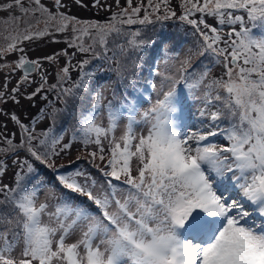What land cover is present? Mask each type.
I'll list each match as a JSON object with an SVG mask.
<instances>
[{"label": "snow or ice", "instance_id": "6c2138e0", "mask_svg": "<svg viewBox=\"0 0 264 264\" xmlns=\"http://www.w3.org/2000/svg\"><path fill=\"white\" fill-rule=\"evenodd\" d=\"M115 2L119 8L120 0ZM132 4L126 0V7L104 24L67 15L61 11L63 0H53L55 11L42 0H11L0 6V11L21 13L0 21V36L6 41L0 59L19 53L14 64L6 61L0 68L12 74L23 70L11 93L7 84L0 91V103H19V84L33 82L30 76L41 69L39 60L26 57L23 43L58 34L71 32L65 42L91 59L116 61L112 70L123 78L125 65L116 58L125 53V45H119L117 53L109 39L125 36L128 49L142 51L146 41L141 32H129L125 26L176 16L170 0ZM94 6H101L100 0ZM180 7V21L201 38L195 55L213 57L223 67L220 77L210 76L211 67L194 68L190 53L175 63L166 61L163 72L157 69L160 80L151 84L156 92L151 103L142 95L125 97L120 106L109 101L104 109L102 88L90 83L97 74L87 67L90 60H69L57 72L56 83L49 85L42 74L27 99L47 89L65 103L68 97L80 100L87 111L79 121V137L62 144V135L37 133L35 122L25 124L11 115L20 139L0 133V178L9 168L16 169L12 184L0 182V264H264V37L252 32L264 25V0H182ZM207 18L217 20L219 27ZM225 25L229 30L222 36ZM72 70L79 79L72 80ZM184 92L202 102L198 128L185 122ZM125 109L126 128L117 138ZM102 110L107 127L97 123ZM51 115L55 120L56 111ZM216 137L224 143L215 142ZM77 140L85 149L94 145L96 150L60 171L56 158ZM105 141L110 153L106 162ZM81 161L97 168L106 190L97 191L95 178L80 167ZM37 162L56 169L60 188L87 201L75 204L61 197L56 204L38 202L48 186L36 174ZM77 233L79 238L69 243Z\"/></svg>", "mask_w": 264, "mask_h": 264}, {"label": "rangeland", "instance_id": "374dc122", "mask_svg": "<svg viewBox=\"0 0 264 264\" xmlns=\"http://www.w3.org/2000/svg\"><path fill=\"white\" fill-rule=\"evenodd\" d=\"M9 2H11V0H0V6L7 4ZM142 2L145 5L147 4V0H142ZM42 3H44L52 11H55V8L53 6V0H42ZM63 3L65 7L61 9V11H63L67 15L76 17L78 20L83 22H92V23H100V24H104L108 22L109 18L113 15V13L119 12L121 8L126 7V0H120L119 8L116 6L115 0H100L101 6H94L95 0H82V3L79 4L77 3V0H63ZM139 3H141V0H133L132 7L138 6ZM170 3H171V9L176 12L175 17H169L168 19L160 20V21H156L155 17H152L154 23L151 25L125 26V29L129 32L139 30L142 33L145 32L148 28L150 29L153 26H158L162 24V26L153 29L155 36L159 35V33L164 37L166 35L172 36L171 32L176 33L174 35L179 38L178 42L185 41L184 37H187L186 39H190V45L192 48L190 49L187 48L184 49L183 51L181 48L177 51H173L169 49L168 46L169 40L167 37L163 38V36H159V37L153 36L146 40V47L142 51L133 54V51L127 52V50H125L124 55L122 57L121 55H118L117 58L119 59L122 58L119 63L125 65L123 76L127 73V71H130V74L128 76L129 79L128 83L120 84L123 78L112 70L117 67L116 62L114 63V66H112L111 61L102 62L95 59H91L90 56L81 54L75 48L69 47L68 44L65 42V39L66 37H71L72 35L71 32H68L63 35L58 34L55 37H51V36L44 37L35 40L34 42L25 41L22 46L26 49V57L30 60H39L41 63V69L30 76V81L33 82H29L27 84L25 83L19 84V92L16 93L19 103H14L11 99H8L6 103H0V133H3L5 135H10L14 138L15 141L17 142L19 141L20 130L18 126L11 120V115L16 114L25 124H30L32 122H35V131L37 133L49 132L50 135H55V136L62 135L63 137L61 141L62 144L72 141L74 135L77 137L80 136L79 121L82 117V113L87 111V108L81 104L80 100L68 97L67 103H65V98L58 99L57 94L54 91L47 89L36 95L34 99L31 100L27 99V97L31 95L33 92H35L37 87L40 85L42 74L47 77V82L49 85L56 83L57 72L62 67L67 66L69 60H71L72 64H76L84 59L90 60V64L87 67L92 68L93 71L97 73L94 77L90 78V83L94 84L98 89L102 88L103 96H104V101H103L104 109H106V105L108 104L109 101L112 102L114 107H118L119 106L118 91L123 87L122 93H124L125 87H127L129 84L133 82L135 83L136 86L143 85L144 87H148V94H147L148 97H146V99H149L150 97L151 99L149 103H151L156 98V92L151 88V84L156 83L158 85L160 80V77H157L155 75L157 69L163 72L167 67L165 63L166 61L168 62V64H172L175 63L177 59L183 60L190 53L193 54L194 68L197 67L201 69L205 67H211L210 76L220 77L223 73V67L222 65H216L214 63L213 57L208 55L206 56L195 55L196 51L199 48V43L201 38L199 37V35L196 33L195 29L192 26L188 25L186 22L180 21L179 16L182 14V8L180 7V4L182 3V0H170ZM109 6H110V10H109ZM160 14L161 15L163 14V8L161 9ZM10 15L20 16L21 13L16 9L11 10V12L7 10L0 11V21L7 19ZM140 15L143 16L144 12L142 11ZM199 15L200 14L197 13V17ZM207 22L210 25L219 27L218 21L213 18H207ZM250 25L251 24H249V26ZM3 26L4 25L0 23V32L3 31L1 29ZM40 27L43 28V25H40ZM182 29H191V31L195 32V35H193L192 38L188 37L186 34H184L183 36L182 33L184 32H182ZM228 30H229L228 25H225L224 28L221 29V35L226 36ZM126 41H127V37L125 36H121L118 38L111 37L109 39V47L115 52L119 53L120 51L119 45H121V42L123 43ZM5 43L6 41L3 39V36H0V46H3ZM155 44H157L155 47V51L158 50L157 48L160 46V44H161L160 49H165L168 47L166 54L165 55L159 54L160 56L153 55L149 60L150 62L148 61L147 65L144 66L142 73H140L136 77L135 73L138 70H140V66L139 68H137L135 62H137L140 58H143V56H147V54L154 49ZM65 51L68 53L67 56L64 55ZM18 55L19 53L9 54L6 58V61L12 62L14 64L18 59ZM111 55L112 52L110 51L109 56ZM50 56H54L55 60L54 61L48 60L47 58ZM6 61L4 59H0V65L4 64ZM129 61H132L131 64ZM100 65H103V70H100ZM102 71L108 72L109 76L111 77V81L110 79L108 80L104 79L107 76V74L102 76ZM22 77H23V73L21 72V69H16L15 73L12 74L9 68L7 67L0 68V91H5V84H7V93H11L12 89L16 88L18 82L22 80ZM71 77L73 81L79 79L78 71L72 70ZM81 96H83V93H81ZM191 100L192 99L190 97L187 101L183 98V102L185 106V122L198 128L200 127V121H201V118L198 113L201 110L202 102L199 100H193L194 104L191 107V105L189 104ZM147 107L148 105L145 104L144 108L146 109ZM197 108H199V110ZM54 110L56 111L55 120L52 119V115H51ZM97 123L107 127L108 119H107L106 110H102L101 115L97 120ZM226 123L228 122L226 121ZM126 124H127V115L121 117L118 130L115 133L117 138L123 135L126 128ZM137 131H140V129L138 128ZM105 148L106 151L104 155L106 162L107 159L110 158V153L107 151L106 141H105ZM92 150H96L94 145L89 146L88 149H85L84 146L77 140L72 143V148L69 152L62 154L60 157L56 158V165L60 171L62 169L64 170V166L67 165L71 160L77 157H82L85 155L86 151H92ZM8 163L11 164V160H9ZM96 163L100 165V167H103V164L99 161V159H97ZM37 164L38 162L36 163V168H37ZM38 165L41 166V164ZM80 167L90 172L91 176L95 178L97 182V191L106 190L108 188L107 184L104 183L105 178L102 177L101 173L97 170V168L92 167L89 164L84 163L83 161H81ZM37 169L39 170H37L36 174L39 177H40L39 174L40 170L41 172L43 171L44 174H48L50 170V168H47L45 166L42 169L40 168ZM15 171H16L15 168H9L7 174L3 178H0V182L4 184H12L14 179L13 172ZM50 173L51 174L49 176L52 177L54 181L46 184V186L48 187H46L45 190L40 192L38 202H47L49 204H56L59 198L61 197L71 200L75 204H79L81 201H85V202L87 201L86 197H78L77 194L69 193L58 186L57 181L55 180L56 169H52ZM54 186L58 187V191L60 193H58L57 190H52ZM53 192H56L58 195L54 194ZM233 195L235 196L237 194L234 192ZM88 203L90 204V202ZM44 219L46 220L47 217H45ZM78 238H79V233L72 236L68 242L69 243L75 242Z\"/></svg>", "mask_w": 264, "mask_h": 264}, {"label": "trees", "instance_id": "16d2710c", "mask_svg": "<svg viewBox=\"0 0 264 264\" xmlns=\"http://www.w3.org/2000/svg\"><path fill=\"white\" fill-rule=\"evenodd\" d=\"M160 26H162V24H160L158 26H153L150 29L148 28L145 32H142L141 33L142 34V38L146 41L147 39H149L150 37H153V36L154 37L163 36V35H160V33H159V35L155 36V33L153 31V29L158 28ZM249 27H251V25ZM182 32H184V33H182L183 36H184V34H186L190 38H192V36L195 35V32L194 31H191V29H182ZM252 32H253L254 36L257 37V38L264 37V25H259L258 24V26L252 28ZM171 34H172V36H169V35H166L165 37L163 36V38H166L167 37L168 40H169V43H168L169 49H171L173 51H177V50H179V49L182 48V51H183L184 49H187V48L190 49V48H192L191 45H190V39H186L187 37H184V40L185 41L178 42L179 38L174 35L176 33H172L171 32ZM156 41H158V40H156ZM123 43L125 45V50H127V52H131L132 50L128 49L126 42H123ZM123 43L121 42V44H123ZM156 45L157 44L154 45V49L151 52H149L147 54V56H143V58H140V59L138 58L139 60L137 62L133 61V62H135V65H136L137 68H139V66H140V70H138L135 73L136 74V77L140 73H142V71L144 69V66L147 65L148 61L150 60V58L153 55L154 56H160L159 54H162V55H165L166 54V51H167V48L168 47L165 48V49H160V46H161V44H160V46L157 48L158 50L155 51ZM137 52H139V51H133V54H136ZM123 55H121V57ZM117 57H118V55H117ZM121 59L117 58L116 60L120 62ZM115 62L116 61H111L112 66H114V63ZM129 62L131 64L132 61H129ZM197 69H199V68H197ZM149 73H151V72H149ZM106 74H107V76L104 79H106V80L110 79V81H111V77L109 76L108 72L107 71L106 72L105 71H102V76L103 75H106ZM129 74H130V71H127V73L123 76L122 82H120V84L128 83L129 82V79H128ZM104 79H103V81H104ZM122 90H123V87L118 91V96H119V102L118 103H119V106L124 102L125 97H129V98H131V97H137V98H139V97H141V95L143 96L144 99H146V97H148V95H147L148 94V87H144L143 85L136 86L134 82L131 83V84H129L127 87H125L124 93H122ZM150 92H152V91H150ZM121 93H122V95H121ZM181 95H182V97L186 101L189 99V96H188L187 92H184ZM107 98H108V96H107ZM189 104L192 107V105L194 104L193 99L191 100V102ZM197 109L199 110V108H197ZM126 115H128L127 110L126 109L125 110H122V116L121 117L126 116ZM224 124L225 125L227 124L226 121H224ZM214 140H215V142H217L219 144L224 143V140L221 137H216V138H214ZM38 164H37V168L42 169L44 167V165H41L40 166ZM37 170H39V169H37ZM50 171H52V169L49 170V173L48 174H44V172L43 171L41 172V170L39 171L40 181L43 182L45 185L48 184L49 182L51 183V182L54 181L52 179V177L49 176L51 174ZM61 171H64V170L62 169ZM52 190H57L58 191V187L57 186H54V188ZM53 193L54 194H57L56 192H53ZM58 193H60V192L58 191Z\"/></svg>", "mask_w": 264, "mask_h": 264}, {"label": "flooded vegetation", "instance_id": "af4514ba", "mask_svg": "<svg viewBox=\"0 0 264 264\" xmlns=\"http://www.w3.org/2000/svg\"><path fill=\"white\" fill-rule=\"evenodd\" d=\"M1 29L3 30L4 29V26ZM21 72H22V70H21Z\"/></svg>", "mask_w": 264, "mask_h": 264}]
</instances>
